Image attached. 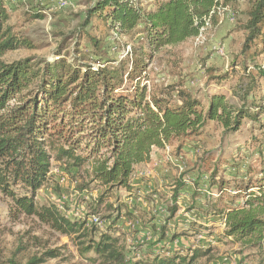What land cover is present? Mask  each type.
<instances>
[{"label": "trees", "instance_id": "1", "mask_svg": "<svg viewBox=\"0 0 264 264\" xmlns=\"http://www.w3.org/2000/svg\"><path fill=\"white\" fill-rule=\"evenodd\" d=\"M221 1L224 5L238 0H91L83 28L95 22L104 28L110 36L107 60L101 54L102 38L87 35L93 47L89 58L75 55L70 61L58 51L53 60L23 58L6 62L3 57L7 53L31 48V44L15 34L10 12L0 0V189L15 204L16 209L10 212L15 219L20 214L35 216L77 242L82 253H93L100 264H130L120 237L105 232L96 238L95 226L87 228V222L71 220L53 205L35 203L54 165L73 179L82 178L83 191L92 185L100 191L89 209L94 214L104 211L114 217L111 230L123 217H135L118 194L133 193L132 176L137 166L148 162L153 148L169 146L178 155L186 143L201 138L209 124L222 129L225 135H235L247 122H253L264 134V124L260 123L264 116V0H247V19L242 26L243 59L234 57L221 74L214 68L207 70L219 88L234 77L241 80L237 89H231L242 105L228 102L221 90L197 96L181 74L160 88L149 79V67L158 54L197 38L203 19L213 11L216 23ZM29 13L38 19L46 17L42 8ZM125 39L129 40V50L120 59V44ZM259 43L263 44L262 50L247 55ZM113 48L118 54H112ZM257 56L262 59L257 61ZM184 159L182 164L187 170ZM222 166L221 161L217 162L209 175L210 187L217 185L219 195L207 196L196 207V190L192 209L225 219L224 238L243 249L264 253V178L254 180L258 171L249 165V178L235 177L232 191L229 183L217 179ZM187 172L174 181V202L186 187L183 178ZM17 186L26 189L28 197L17 196L12 190ZM256 187L258 192H252ZM177 211V205L169 207V219ZM140 216L152 222L145 214ZM167 231V224L160 226L156 244L186 235H213L212 228L198 224L175 231L171 237ZM210 253L211 248L167 255L155 248L149 254L153 260L145 263L196 264ZM257 264H264L263 258Z\"/></svg>", "mask_w": 264, "mask_h": 264}, {"label": "rangeland", "instance_id": "2", "mask_svg": "<svg viewBox=\"0 0 264 264\" xmlns=\"http://www.w3.org/2000/svg\"><path fill=\"white\" fill-rule=\"evenodd\" d=\"M2 1L10 12V24L14 26L15 34L31 44V48H22L18 51L7 53L3 57L6 62H13L23 58L53 60L58 51L61 52L63 57H68L70 61L75 55L80 58H89V52H92L93 47L87 35L93 38H102L104 48L101 54L105 60L109 58L107 41H109L110 36L106 34L104 28L97 22L87 28H83V22L91 0H74V7L61 11L52 10L53 0ZM222 5L223 2L221 1V8L217 14L218 19L207 30L203 42L196 44L195 39H190L177 48L164 50L156 56L149 67V79L153 82L152 84L160 88L168 83L169 80L176 79L181 74V76H185L189 80L191 89L196 92L197 96L201 97L205 93L221 90L226 93L228 102L236 106L242 105L240 98L234 95V90L231 89L232 87L237 89V86L241 84V80L234 77L222 88H219L211 81L207 71L210 68H214L218 73L225 72L234 57L243 59L241 51L245 32L242 26L247 19L246 12L249 4L247 0H238L237 2ZM39 8L44 10L46 16L44 19H38L29 13L31 11L36 12ZM232 16H234V20H231ZM219 41L226 44L228 62L220 58L211 60L210 46L213 42ZM128 42V39L121 41L120 54L122 55L120 59L127 55V47L129 46H126V44ZM262 45L259 43L257 46H253L247 55L259 52V50H262ZM124 49H126V52H123ZM116 52L118 54V50L112 51V54ZM111 56L113 57L114 55ZM261 59L258 56L256 58L257 61ZM249 60L247 64L250 63ZM261 90L264 95L263 82H261ZM260 123L261 125L264 124L263 118ZM259 129L260 125L258 123L247 122L240 133L225 135L222 129L209 124L205 128L203 136L196 139L197 141L193 143H186L185 148L178 155L169 146L162 150L153 148L148 158V165L144 169L139 170L146 175L143 176V178H146V187L141 194L138 190L134 191V195L140 196L142 199V201H139L138 206L134 208L137 215L133 218H127L129 220H139L140 223L138 221L139 224L135 228L129 229L122 223L120 227L116 225L110 230L114 217L110 218V215L103 211L99 215L106 222V227L103 229L96 227L97 233L95 237L97 238L99 233L105 232L120 237L125 248L127 261L130 264H146L147 260H153L149 257V254L155 248L157 250L160 249L162 252L167 253L169 250L171 251L170 254L180 252L183 255L196 249L206 250L211 248L210 255L200 259L196 264H221L220 261L224 257L230 258L228 264H234V260L237 261V264H257L261 258L264 260V253L243 249L240 245L232 243L230 239L224 238L225 219L221 221L215 220L212 221L211 225H206L203 218L198 219L195 215L196 220H193L194 222L190 223L189 226H181V224L185 223L181 217L187 219L192 214H198L197 212L192 213V209L188 208V205H186L188 204L187 199L182 202V208L177 216L169 219L170 214L165 212V210L172 205L170 195L163 192L159 180L147 179V177L153 176L155 172L162 174L161 181H163L165 175L168 177L171 173L175 176L179 173L182 175L184 171H188L187 176L190 168L197 170L199 173L203 171V174L210 175L213 173L215 164L221 161L223 166L220 173H218L217 179H222L224 182L229 183L232 191L235 190L233 188L235 186V177L238 180H242L240 177L242 173L238 175L232 174V168L235 166L241 167L248 179L247 168L251 165L258 171V176H254V180H261L264 178V134H260L261 131ZM176 156L185 157L187 170L181 171L178 168L177 165L180 164V161L176 162L174 158ZM169 162L175 165V170L168 169ZM82 176L84 175L82 174ZM76 179L71 178L68 173H64L57 164L54 165L46 186L35 196V203L39 206L53 205L62 210V215L70 217L71 220L85 222L76 215L77 209L84 206L87 213H92L89 206L97 198L100 191L94 189V185L83 191L81 189V180L83 179ZM169 186L165 184L163 189L166 191ZM160 189L161 191H159ZM12 190L17 196L28 197L29 193L20 186L13 187ZM210 192L212 194L205 193L206 196H218V186L216 189L212 188ZM252 192H258V188H254ZM118 195H120L121 202L127 197V193L122 191ZM143 201L147 205H142ZM14 209L16 208L13 201L0 189V264H12V262L16 264L101 263L93 259V253H82L77 242L71 241L60 232L53 230L35 216L20 214L15 219L10 214ZM140 214H145L146 219L152 220V223L157 224L156 220H159L161 225L174 226L177 232L188 230L191 224H198L212 228L213 235H205L204 237L203 235H186L185 237H179L173 242L164 240L161 244H156L160 238V232L152 227L146 229V226L142 224L143 220H141ZM175 223L178 224L174 225ZM89 226L87 225L86 227L89 228ZM147 231H151L150 235H147ZM139 246L141 248L138 249ZM50 252L57 254V256L52 257Z\"/></svg>", "mask_w": 264, "mask_h": 264}, {"label": "built area", "instance_id": "3", "mask_svg": "<svg viewBox=\"0 0 264 264\" xmlns=\"http://www.w3.org/2000/svg\"><path fill=\"white\" fill-rule=\"evenodd\" d=\"M42 5H43V3H42ZM74 6H75V1L74 0H53L52 10L61 11V10H65V9H68V8H71V7H74ZM219 10H220V8L218 9V11ZM218 11H217V14H218ZM215 13H216V11H213L209 16H206L203 19V24H202V26L200 28L199 35H198L197 38H195V43L196 44H200L201 42H203L205 40V36H206L207 30L209 28H211V26L213 25V18H214V14ZM231 20H234V16H232ZM116 50H117L116 48H113V51H116ZM128 50H129V47H128ZM210 51H211V60H214L216 58H220V59H223L225 62L229 61L225 43L220 42V41L219 42H213L211 44V46H210ZM263 66H264V64H263ZM263 122H264V117H263ZM174 158L176 159L177 163L180 161L179 162L180 164L177 165V166H178V168L181 169V171H183V169H184V166L182 164L183 156H176ZM232 174L233 175L241 174L240 177H241L242 180H246L247 179L246 175H245V171H243L241 169V167H239V168H238V166L233 167L232 168ZM144 175L145 174L142 173L141 171H139V172L135 171V173L132 176V179H133L132 184H133L134 181H139L141 178H143ZM209 181H210V176L206 175V174L197 175L196 173H194L193 175L191 174V175L183 178V182H185L186 186L196 187V183H197V187L202 188V189L208 186ZM186 198H187V194H183V195H180L177 198L176 202H174L173 199H172V196H170V199L172 201L171 204L172 205L175 204V205L181 206L182 202L184 200H186ZM123 201L125 203H127L128 206L132 207V206L138 204L139 201H141V197L140 196L137 197L136 195L133 194V195L127 196ZM60 208L63 209L62 207H60ZM76 215L81 220H84L85 222H87V225H90V226L93 225V226H95L97 228H101V229L106 227V222H104V220H102V218H101V216L99 214L87 213L86 212V208H84V206H81L79 209H77ZM194 218L196 219V216L192 214L191 216H188V218L186 220H187V222H189V221L195 220ZM122 223L125 224L126 228H128V229L129 228H135L137 226V224H138V220H136V219H131V220L123 219ZM120 226H121V224L118 225V227H120ZM204 236L205 235H203V237ZM158 250H160V249H158ZM160 252L161 253H165L167 255H170V253H171V251H169V250H168L167 253L166 252H162V251H160ZM229 262H230V258H228V257H224L220 261L221 264H228ZM233 263L237 264V261L234 260Z\"/></svg>", "mask_w": 264, "mask_h": 264}, {"label": "crops", "instance_id": "4", "mask_svg": "<svg viewBox=\"0 0 264 264\" xmlns=\"http://www.w3.org/2000/svg\"><path fill=\"white\" fill-rule=\"evenodd\" d=\"M162 150V149H161ZM146 165H148L147 163H145V164H141V165H139V166H137L136 167V171H138L139 172V170H141V169H144V167L146 166ZM168 169L170 170H175V166H173V164H171V163H169L168 164ZM194 173H196L197 175H203V173L204 172H202V173H199L197 170H192L191 172H189V175H193ZM189 175H187V176H189ZM187 176H185V177H187ZM161 177H163L162 176V174L160 173V172H155L154 173V175L152 176L151 175V177L149 176V177H147V179L149 178H151V179H157V180H159V182H160V187H162V190H163V192H166V193H168L170 196H172V193H173V189H174V181L176 180V179H179L180 178V173L179 174H176L175 176H173V174L171 173V174H169L168 175V177L165 175L164 176V179L166 178V180H164L163 179V181H161ZM145 179L146 178H141L139 181H134L133 182V193L131 194V195H133L134 194V191L135 190H138V192H140V194H141V192H142V190L146 187V185H145ZM132 181H133V179H132ZM210 181H209V183H208V186L207 187H205V188H199V187H191V186H186V187H184L180 192H179V194L180 195H183V194H187V203L188 204H186V205H188V208H191L192 209V196H193V194H194V192L197 190V191H199V197H197L196 198V201H195V206L196 207H198V206H200L204 201H205V199H206V194L205 193H208L209 195H211L212 193L210 192V191H212V188L213 189H216V187L217 186H213L212 188L210 187ZM165 184H168V185H170L169 186V188H167L166 189V191H165V189H163V186L165 185ZM208 189V190H207ZM159 191H161V189L159 190ZM187 192V193H186ZM147 194V193H146ZM179 195V196H180ZM127 196H130L129 194H127ZM141 201H142V199H141ZM158 201V200H157ZM185 201V200H184ZM123 203L125 204V206H127L126 208H128V210L130 211V212H132L134 215H137L136 214V211L134 210V208L136 207V206H138V204H136V205H134V206H132V207H130V206H128V204L127 203H125L124 201H123ZM142 205H147L146 203H144V201L142 202ZM171 206H173V205H171ZM171 206H169V207H171ZM178 206V205H177ZM169 207L168 208H166V210H165V212H168L169 213ZM182 208V205L181 206H178V211H177V213H176V215H175V217L177 216V214L179 213V210ZM184 208H185V206H184ZM191 212L192 213H195V212H197L198 214H194V215H196L197 216V218L198 219H200V218H203L204 219V221H205V223H206V225L208 224V225H211V223H212V221H215V220H218V221H221L222 220V218H220L219 216H214V215H212V214H209V215H205L204 213H202L201 211H199L198 210V208H195V209H192L191 210ZM174 217V218H175ZM128 217H123L122 219H121V222L119 223V224H122V220L123 219H127ZM173 219V218H172ZM181 219L183 220L184 219V221L183 222H185V223H183V224H181V226H189V224L190 223H192V222H194V221H189V222H187V220H186V218H184V217H181ZM142 220V219H141ZM196 220V219H195ZM139 221V220H138ZM157 221V224L156 223H147L145 220H143L142 221V224L143 225H145L146 226V229H148V227H152L153 228V226H157V231H159L160 232V226H161V222L159 221V220H156ZM139 223H140V221H139ZM138 223V224H139ZM178 223H179V220H178ZM178 223H175L174 225H176V224H178ZM137 224V225H138ZM192 225V224H191ZM168 227H169V231H167V235L169 236V237H171L173 234H174V232L176 231V227H174V226H171V225H168ZM173 227V228H172ZM154 230H155V228H153ZM150 233H151V231H147V235H150ZM172 233V234H171ZM161 235V234H160ZM180 237H185V236H180ZM179 238V237H178ZM177 238V239H178Z\"/></svg>", "mask_w": 264, "mask_h": 264}]
</instances>
